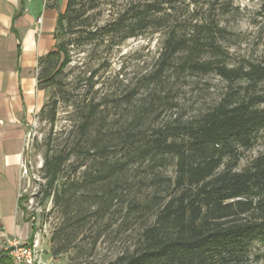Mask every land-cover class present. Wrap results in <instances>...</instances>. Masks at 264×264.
Segmentation results:
<instances>
[{"label":"trees","instance_id":"obj_1","mask_svg":"<svg viewBox=\"0 0 264 264\" xmlns=\"http://www.w3.org/2000/svg\"><path fill=\"white\" fill-rule=\"evenodd\" d=\"M79 1L66 0L57 16L55 40L72 31L79 20L86 21L82 18L86 10L78 6ZM202 1L144 0L142 5L132 6L128 22L122 18L118 22L124 28L123 38L145 29L161 35L156 66L141 78L142 85L150 87L149 101L135 102L132 119L109 147L97 138L86 143L85 135L101 105L92 99L74 125L80 140L76 148L44 155L42 198L52 197L62 221L71 215L78 220L89 213H102L107 201L121 195L128 164L151 168L152 173L146 175L149 195L130 201L140 220H147L139 244L112 264H247L251 257L264 262V151L238 168L243 152L254 146L264 129V60L230 62L225 41L234 35L221 19L235 10L233 0ZM68 63L65 40L56 41L54 48L38 59L39 85L54 84ZM170 70L178 75L214 73L225 82V88L201 115L154 125L150 115L156 102L168 104V92L158 91L157 85L167 81ZM138 90L135 87L131 96ZM52 107L53 122L56 102ZM99 128L106 133L107 128ZM118 146L123 156L109 160L108 150ZM88 149L99 153V161L83 170L79 181L89 190L88 197L91 194L101 201L92 211L91 205L73 206L65 186L56 184L69 156L76 153L81 157ZM169 162L174 169L171 175L153 171ZM83 165L80 162L77 167ZM27 199V195L20 196L22 212ZM34 215L31 212L24 219L29 221ZM31 230L33 238V224ZM68 246L67 242L59 244L52 253L57 255ZM0 264H12L7 252L0 254Z\"/></svg>","mask_w":264,"mask_h":264},{"label":"rangeland","instance_id":"obj_2","mask_svg":"<svg viewBox=\"0 0 264 264\" xmlns=\"http://www.w3.org/2000/svg\"><path fill=\"white\" fill-rule=\"evenodd\" d=\"M63 1L66 3V0ZM61 2L49 0L46 5L58 8ZM143 2L80 0L78 6L86 10L82 17L87 18L86 21L79 20L72 31L67 30L59 38L66 42L69 63L56 77L54 84L42 87L38 83L45 96L26 133L21 187L22 194L27 195L28 199L24 202L26 209L23 216L35 213L29 220L34 227L33 237L38 238L42 253L51 257L53 263L112 264L118 256L131 252L139 244L142 227L147 221L146 218L140 220L130 201L134 197L145 199L149 195L146 175L152 170L135 163L128 164L121 195L107 201L99 215L89 213L78 220L71 215L62 221L61 211L53 206L52 197L42 198L46 182L42 169L44 155L76 148L80 140L74 125L80 120L82 108L92 99L101 103L94 125L85 135L86 143L97 138L99 143L106 142L112 147L117 141V132L132 119L135 102L149 101L147 94L150 87L142 85L141 78L156 66L161 35L145 29L135 36L123 38L124 28L118 25L121 18L128 22L133 12L132 6L142 5ZM232 6L235 10L221 19V23L234 35L225 41L230 62L236 63L243 58L255 62L264 60V0H233ZM40 7L43 8L42 5ZM40 70L37 67L38 74ZM166 80L157 85V90L168 92V104L172 102L175 105L170 107L166 102H156L155 111L150 115L154 125L173 122L178 117L186 120L201 115L218 101L225 88V82L214 73L178 75L170 70ZM137 86L139 90L132 97ZM54 102L56 107L52 122L50 115ZM102 126L107 128L105 134L99 128ZM82 141L85 144V140ZM108 151L109 160L123 156L119 146ZM263 151L264 129L254 146L243 152L238 168ZM98 155L92 149L83 152L81 157L72 153L62 167L56 184L57 187L65 186V194L72 198L70 201L75 207L82 205L88 208L91 205L92 211L101 203L91 194L88 197L89 190L79 181L83 170L97 164ZM80 162H84V165L77 167ZM157 170L158 173L171 175L174 169L172 162H169L153 171ZM62 226L63 230H60ZM64 242L69 244L67 250L54 255V248ZM247 264L264 262L251 257Z\"/></svg>","mask_w":264,"mask_h":264},{"label":"crops","instance_id":"obj_3","mask_svg":"<svg viewBox=\"0 0 264 264\" xmlns=\"http://www.w3.org/2000/svg\"><path fill=\"white\" fill-rule=\"evenodd\" d=\"M65 5L0 0V254L7 252L8 238L32 239L20 208L21 163L27 128L45 96L38 86V59L54 48L57 16ZM51 259L41 252L37 264H57Z\"/></svg>","mask_w":264,"mask_h":264},{"label":"built area","instance_id":"obj_4","mask_svg":"<svg viewBox=\"0 0 264 264\" xmlns=\"http://www.w3.org/2000/svg\"><path fill=\"white\" fill-rule=\"evenodd\" d=\"M49 0H44V3ZM5 248L16 263L37 264L40 261L42 248L39 240L34 236L31 240L21 241L18 238L11 237L6 240Z\"/></svg>","mask_w":264,"mask_h":264}]
</instances>
